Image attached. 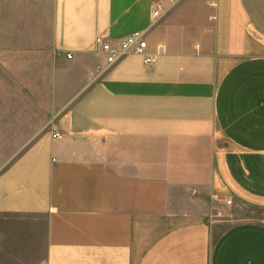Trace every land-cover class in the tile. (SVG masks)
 Instances as JSON below:
<instances>
[{"label":"crops","instance_id":"0c3cea01","mask_svg":"<svg viewBox=\"0 0 264 264\" xmlns=\"http://www.w3.org/2000/svg\"><path fill=\"white\" fill-rule=\"evenodd\" d=\"M52 6L43 56L0 26L17 72L0 97V264H264V223L217 236L215 220L226 198L264 212V0ZM137 32L164 46L154 66L98 53Z\"/></svg>","mask_w":264,"mask_h":264},{"label":"rangeland","instance_id":"374dc122","mask_svg":"<svg viewBox=\"0 0 264 264\" xmlns=\"http://www.w3.org/2000/svg\"><path fill=\"white\" fill-rule=\"evenodd\" d=\"M52 13V0H0V26L2 29L4 31L6 30L8 35L13 31L15 37L22 32L23 36L20 38L21 40L18 41L20 43L18 46L20 49L24 48L25 50L31 47L32 36L35 37L37 35L41 56H43L48 50V39L52 28ZM15 41L16 40L8 41V44L13 43L15 47ZM34 41H36V39ZM2 43L6 45L5 40H2ZM16 73V71L11 73L8 72V74L5 73V70L1 68L0 63V97L10 94L12 89L7 88V80L9 83L14 82L15 78H13L12 75H15ZM43 79L46 78L43 77ZM45 90L46 87L40 89L41 96L46 94ZM39 107L38 114L41 119V116L47 112L48 104L41 103ZM26 139L27 137H25V140ZM0 156H2V153H0ZM229 200L231 199L226 198L220 201L216 200L217 208L215 220L217 236L239 223H264L263 211L236 205L233 201L232 204H229Z\"/></svg>","mask_w":264,"mask_h":264},{"label":"built area","instance_id":"2783aa9c","mask_svg":"<svg viewBox=\"0 0 264 264\" xmlns=\"http://www.w3.org/2000/svg\"><path fill=\"white\" fill-rule=\"evenodd\" d=\"M171 4H176L180 0H168ZM163 9L162 3L156 4V10L154 12V17H159L161 10ZM96 47L98 53L104 55L109 66L116 64L122 58L128 55H139L143 57V62L146 66L152 67L158 61V56L161 54V50H164V46L159 47V51L155 55L149 54V46L146 37V33L137 32L134 33L119 43H114L112 41L97 38ZM62 54L58 53V56ZM67 59H73L72 54H66ZM55 139H62L63 135L56 133L53 135ZM229 204H232V200H229Z\"/></svg>","mask_w":264,"mask_h":264}]
</instances>
